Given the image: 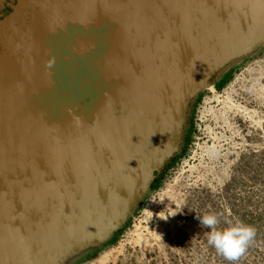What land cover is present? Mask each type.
<instances>
[{
    "label": "water",
    "instance_id": "obj_1",
    "mask_svg": "<svg viewBox=\"0 0 264 264\" xmlns=\"http://www.w3.org/2000/svg\"><path fill=\"white\" fill-rule=\"evenodd\" d=\"M60 1L0 14V264L103 247L180 152L199 96L264 48V0H124L84 90L44 118L40 40Z\"/></svg>",
    "mask_w": 264,
    "mask_h": 264
},
{
    "label": "rangeland",
    "instance_id": "obj_2",
    "mask_svg": "<svg viewBox=\"0 0 264 264\" xmlns=\"http://www.w3.org/2000/svg\"><path fill=\"white\" fill-rule=\"evenodd\" d=\"M228 73L221 90L195 103L186 153L130 224L70 264H264V48ZM205 213L218 214L219 227H255L239 259L228 261L208 245L209 229L197 219Z\"/></svg>",
    "mask_w": 264,
    "mask_h": 264
},
{
    "label": "flooded vegetation",
    "instance_id": "obj_3",
    "mask_svg": "<svg viewBox=\"0 0 264 264\" xmlns=\"http://www.w3.org/2000/svg\"><path fill=\"white\" fill-rule=\"evenodd\" d=\"M16 2L17 0H0V14L8 15L12 11L11 6ZM28 2L33 3V0H28ZM60 4H62L61 7L54 10L51 16V25L46 29L43 39L40 40L42 56H44V60L50 61L48 66L43 67L53 71L52 86L45 87L42 96H39L44 100V118L52 114L58 115L59 112L65 113L64 107L70 105H64L73 96L78 97L79 90H84L86 87L85 84L92 74L94 65L98 61L102 62L103 56L97 57V55L104 51L108 30L118 23H124V16L118 12V9L124 4V0H61ZM81 36L87 40L79 41ZM71 42L76 45L75 48L71 46ZM97 48H99V52H96ZM37 51L38 48H35L33 54L35 55ZM229 75L230 73H227L223 78ZM94 89L96 90L95 102L107 98L104 88ZM191 126L190 123L180 152L166 165L147 195L154 191L158 184L170 174L181 155L188 149ZM120 142L128 152H134V144L130 138L123 137ZM147 195L126 225L130 224L134 216L139 213ZM126 225L117 231L104 246L114 242Z\"/></svg>",
    "mask_w": 264,
    "mask_h": 264
},
{
    "label": "clouds",
    "instance_id": "obj_4",
    "mask_svg": "<svg viewBox=\"0 0 264 264\" xmlns=\"http://www.w3.org/2000/svg\"><path fill=\"white\" fill-rule=\"evenodd\" d=\"M200 224L209 229L207 243L228 261H236L248 249L255 238L254 226L236 221L219 227L221 219L216 213L197 216Z\"/></svg>",
    "mask_w": 264,
    "mask_h": 264
},
{
    "label": "trees",
    "instance_id": "obj_5",
    "mask_svg": "<svg viewBox=\"0 0 264 264\" xmlns=\"http://www.w3.org/2000/svg\"><path fill=\"white\" fill-rule=\"evenodd\" d=\"M230 77H231V74L229 75V76H225V78H223L218 84H216V85H218L217 86V89L218 90H221L225 85H226V83L230 80ZM201 97H202V94L199 96V98L197 99V101H196V104H197V102H199L200 100H201ZM195 111V106H194V109H193V112ZM193 113H192V118H193ZM193 124H192V126H191V128H190V135H189V139H188V144L190 143V141H191V138H192V133H193ZM187 151V150H186ZM186 151H185V153H186ZM185 153H183L182 155H184ZM161 183H159L158 184V186L160 185ZM157 186V187H158ZM112 243V242H111Z\"/></svg>",
    "mask_w": 264,
    "mask_h": 264
}]
</instances>
